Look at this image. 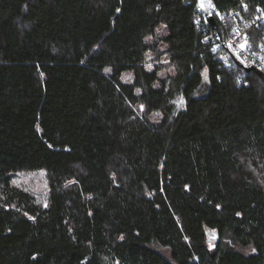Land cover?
Wrapping results in <instances>:
<instances>
[{
  "label": "trees",
  "instance_id": "16d2710c",
  "mask_svg": "<svg viewBox=\"0 0 264 264\" xmlns=\"http://www.w3.org/2000/svg\"><path fill=\"white\" fill-rule=\"evenodd\" d=\"M194 6L0 0V264H264V0Z\"/></svg>",
  "mask_w": 264,
  "mask_h": 264
},
{
  "label": "built area",
  "instance_id": "2783aa9c",
  "mask_svg": "<svg viewBox=\"0 0 264 264\" xmlns=\"http://www.w3.org/2000/svg\"><path fill=\"white\" fill-rule=\"evenodd\" d=\"M214 12L215 10L213 8L212 15ZM203 20L206 23L209 21L208 17L205 15H203ZM222 20L225 22V18H222ZM243 24H245L244 21L241 23H234L230 27L231 35L225 39L217 40L225 50L221 53V56L229 66H231L233 62L239 64L243 68L252 65L264 72V47L262 44H259L257 52L248 45V34L244 28L245 25L243 26ZM245 43L246 46L241 48L240 45ZM238 80L241 81L242 79L239 77Z\"/></svg>",
  "mask_w": 264,
  "mask_h": 264
},
{
  "label": "rangeland",
  "instance_id": "374dc122",
  "mask_svg": "<svg viewBox=\"0 0 264 264\" xmlns=\"http://www.w3.org/2000/svg\"><path fill=\"white\" fill-rule=\"evenodd\" d=\"M149 62H153L154 57L149 55ZM181 103V99L178 97L175 99V104L179 106ZM14 183L22 188H26L32 194L36 196L38 200L45 204L47 197V179L46 175L43 171H35V172H18L15 174ZM208 239L210 242L214 241L216 238L210 239L212 232L209 231ZM214 235V234H213ZM244 252H249L248 248L242 249Z\"/></svg>",
  "mask_w": 264,
  "mask_h": 264
},
{
  "label": "water",
  "instance_id": "95a60500",
  "mask_svg": "<svg viewBox=\"0 0 264 264\" xmlns=\"http://www.w3.org/2000/svg\"><path fill=\"white\" fill-rule=\"evenodd\" d=\"M199 3H200V0H195L194 10L202 13L205 16H207L211 25L215 26L216 25L215 20H214L213 15H212V12H213L212 0H205V7H203V8L198 6ZM244 69L246 72H248L250 70H254L255 73L264 80V72L261 69L255 67V66H252V65H248V66L244 67ZM212 238H217V235L215 232H212L210 239H212Z\"/></svg>",
  "mask_w": 264,
  "mask_h": 264
},
{
  "label": "snow or ice",
  "instance_id": "6c2138e0",
  "mask_svg": "<svg viewBox=\"0 0 264 264\" xmlns=\"http://www.w3.org/2000/svg\"><path fill=\"white\" fill-rule=\"evenodd\" d=\"M198 6L201 7V8L205 7V0H200V3H199ZM245 7H246V6H245ZM118 11H119V9H118ZM245 46H246V43L240 45L241 48H244ZM105 71H110V69H105ZM205 79H207V77H205ZM182 102H183V101H181V103H182ZM141 107H143V106H141Z\"/></svg>",
  "mask_w": 264,
  "mask_h": 264
}]
</instances>
